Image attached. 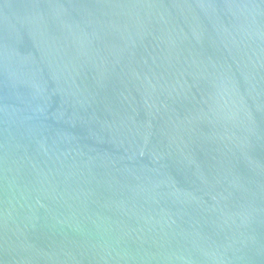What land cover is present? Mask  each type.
<instances>
[{"label": "water", "instance_id": "water-1", "mask_svg": "<svg viewBox=\"0 0 264 264\" xmlns=\"http://www.w3.org/2000/svg\"><path fill=\"white\" fill-rule=\"evenodd\" d=\"M0 264H264V0H0Z\"/></svg>", "mask_w": 264, "mask_h": 264}]
</instances>
